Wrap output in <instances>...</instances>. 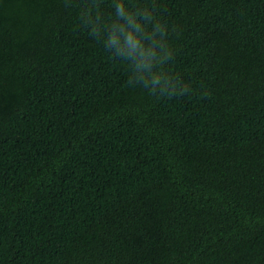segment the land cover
Here are the masks:
<instances>
[{
  "label": "trees",
  "instance_id": "16d2710c",
  "mask_svg": "<svg viewBox=\"0 0 264 264\" xmlns=\"http://www.w3.org/2000/svg\"><path fill=\"white\" fill-rule=\"evenodd\" d=\"M0 264H264V0H0Z\"/></svg>",
  "mask_w": 264,
  "mask_h": 264
}]
</instances>
